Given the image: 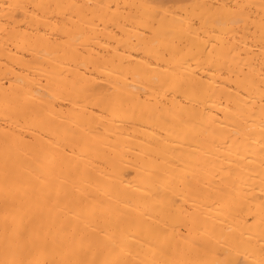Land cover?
Listing matches in <instances>:
<instances>
[{
  "label": "bare ground",
  "instance_id": "6f19581e",
  "mask_svg": "<svg viewBox=\"0 0 264 264\" xmlns=\"http://www.w3.org/2000/svg\"><path fill=\"white\" fill-rule=\"evenodd\" d=\"M0 264H264V0H0Z\"/></svg>",
  "mask_w": 264,
  "mask_h": 264
}]
</instances>
